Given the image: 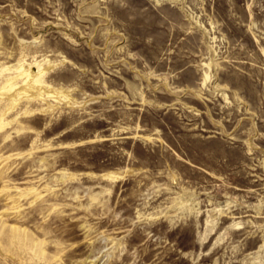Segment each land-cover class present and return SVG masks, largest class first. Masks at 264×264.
<instances>
[{"label": "rangeland", "instance_id": "obj_1", "mask_svg": "<svg viewBox=\"0 0 264 264\" xmlns=\"http://www.w3.org/2000/svg\"><path fill=\"white\" fill-rule=\"evenodd\" d=\"M0 264H264V0H0Z\"/></svg>", "mask_w": 264, "mask_h": 264}]
</instances>
